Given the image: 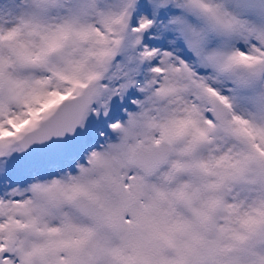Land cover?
I'll return each instance as SVG.
<instances>
[{
	"label": "snow or ice",
	"instance_id": "1",
	"mask_svg": "<svg viewBox=\"0 0 264 264\" xmlns=\"http://www.w3.org/2000/svg\"><path fill=\"white\" fill-rule=\"evenodd\" d=\"M0 264H264V0H0Z\"/></svg>",
	"mask_w": 264,
	"mask_h": 264
}]
</instances>
